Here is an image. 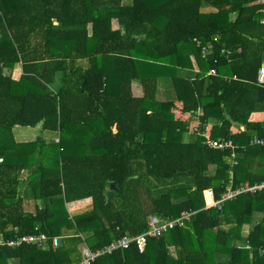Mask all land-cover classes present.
Here are the masks:
<instances>
[{"label": "trees", "instance_id": "obj_1", "mask_svg": "<svg viewBox=\"0 0 264 264\" xmlns=\"http://www.w3.org/2000/svg\"><path fill=\"white\" fill-rule=\"evenodd\" d=\"M256 1L0 0V134L11 138L23 125L41 131L33 141L12 138L14 146L0 141V233L13 238L37 224L48 236L45 248L0 244V264H77L81 243L100 249L145 232L150 215L183 212L191 213L184 226L149 237L142 252L131 244L91 264H264V190L239 193L219 210L204 209L202 195L211 188L219 199L229 183L264 180V147H239L230 179L229 148L209 147L195 133L185 141L190 121L174 116L175 108L200 109L202 131L204 110L220 106L212 138L264 136V121L249 120L264 111L256 81L264 12ZM194 36L213 45L208 59L198 56ZM191 52L201 71L189 79L177 68L191 67ZM210 68L218 74L205 75ZM161 76L174 98H156ZM233 125L244 126L239 137L230 135ZM45 130L54 136L44 139ZM112 181L117 189L107 199ZM85 197L91 209L70 216L65 202ZM68 231L53 247L52 237Z\"/></svg>", "mask_w": 264, "mask_h": 264}, {"label": "built area", "instance_id": "obj_2", "mask_svg": "<svg viewBox=\"0 0 264 264\" xmlns=\"http://www.w3.org/2000/svg\"><path fill=\"white\" fill-rule=\"evenodd\" d=\"M256 2L259 5H261L260 11L264 12V0H257ZM260 22L264 23V15L260 19ZM239 49L240 48H238V50ZM215 73H216L215 69H211L209 72H207V74H215ZM256 81L258 84L264 85V52L261 57V64L257 70ZM196 126L197 125L191 126L190 131L192 133L202 135V133L199 131V129ZM239 128L243 129V126ZM203 142L207 144L209 147H215V148L233 147L230 140L211 139L209 137H206V139ZM251 142L254 144H259L264 146V138L254 137ZM227 161L228 163L235 164L236 161L234 158V154H232L231 157L228 156ZM231 171L232 169L229 170L230 179H231ZM260 190H264V181H260L253 184H244L235 189H233L231 187V184L229 183L228 186H226L225 191L221 194L220 198L215 199L212 189L208 188L202 191L203 201H204L203 208L204 209L216 208L219 210L226 199H231L235 197L237 194L242 192L253 193ZM190 214H191L190 212H183L172 219H164V218H160L157 215H150L148 217V228L145 232L140 233L138 235H124L119 239L111 241L109 244H107L106 246L100 249L91 250L88 247H86L85 249L82 250L80 264H91V262H93L97 257L101 255L109 254L113 250H116L118 248H122V249L129 248L131 244L135 245L139 252H142L146 246L149 237L160 236L163 233H165L168 229L184 226L186 223V219L190 216ZM35 230L38 231V229ZM46 241H47L46 235L40 233L39 231L31 234L17 235L15 238H11V239H3L0 236V244L6 245L8 247H18L23 243H32L42 246ZM260 250L261 253L264 254V249H260Z\"/></svg>", "mask_w": 264, "mask_h": 264}, {"label": "crops", "instance_id": "obj_3", "mask_svg": "<svg viewBox=\"0 0 264 264\" xmlns=\"http://www.w3.org/2000/svg\"><path fill=\"white\" fill-rule=\"evenodd\" d=\"M255 4H257V2H255ZM229 7V6H228ZM200 10H201V12L202 13H213V12H215L216 11V8L215 7H212V6H203V7H201L200 8ZM234 14H235V12H230L229 13V17L230 18H233L234 17ZM217 40V36H213L212 37V42H214V41H216L215 39ZM191 40H192V42L194 43V45L197 47V48H199V55L198 56H201V58H203V59H208V57L210 56V55H212V53L214 52V48H213V45L209 42V43H203L198 37H196V36H194V37H192L191 38ZM203 48H204V50H203ZM238 48H240V47H238ZM238 48L236 49V52H240L241 50L239 49L238 50ZM221 52L222 53H226V55L229 57V55H231L232 54V52L230 51V50H226V49H222L221 50ZM195 52H191V53H189V58H190V64H191V67L190 68H181V67H178L177 68V73L178 74H180V75H182V76H186L187 78H189V79H192V78H194L195 76H194V73H195V71H197V73H200V72H198V71H201L200 70V68H199V65H198V63H197V55H195L194 54ZM262 57V56H261ZM229 60H230V58H228ZM260 64H261V62H260ZM15 68V67H14ZM17 68H18V71H19V75L17 76V77H14V75H15V73H14V75H12V77L13 78H15V79H17L19 76H20V74H21V66L20 65H17ZM211 69H215V68H210V69H208L207 71H206V74L205 75H217L218 73H217V71H216V73L215 74H207V72H209ZM14 70H16V69H14ZM16 72H17V70H16ZM257 75V74H256ZM223 76V79H225V80H227V81H229V79L230 78H232V79H236L237 78V76L236 75H231V77H230V75H228V74H223L222 75ZM159 82H161V81H159ZM158 85H159V83H157V91L159 92V90H160V87H158ZM260 85V84H259ZM134 92L136 93V94H138V93H140V90L139 89H134ZM171 95H172V98H173V91H171ZM176 110H175V116L177 117V118H179L180 120H184L183 119V117L184 118H187V120H189L190 121V125L188 126V133H187V131H185V133L182 135V139H184L185 141H187L189 138H191L193 135H194V133H192L191 131H190V127L191 126H195V125H197L196 127L197 128H199V131L202 133V135H200V136H202L203 137V139L205 140L206 139V137H209V138H211V139H221V137H216V138H212L211 137V131H212V127H213V125H214V123L216 122V120L217 119H220V117H221V115H222V111H221V108H220V106H212V107H208V108H206L205 110H204V114H206L207 115V118H208V122H206V124L204 125V129L201 131L200 130V127H199V121H198V119L196 118V116L197 115H199V114H201V110L199 109V110H197L196 111V113H195V115H190V113H186V112H182L181 110H179V109H177V108H175ZM249 120H251V121H264V111H259V112H252L251 113V115H250V117H249ZM184 121H186V120H184ZM219 123H220V121H219ZM242 125H240V126H235V125H233L232 127H231V132H230V135H232V136H235V138L236 137H239L242 133H243V131H244V126H243V129H240L239 127H241ZM37 127L38 128H40V125H37ZM115 128V127H114ZM46 132H45V134H53V136H54V133H52V132H50V131H48V130H45ZM43 133V132H42ZM196 134V133H195ZM52 136V137H53ZM254 137H259V138H264V136H259V135H256V134H254V135H252L251 134V136H250V138L248 139V142H247V144H246V142H243V140H241L239 143H235V142H233V140L231 139V138H229V139H227V140H230L231 141V143H232V146L233 147H231V148H229V150H230V153H229V156L231 157L232 156V154H234V158L235 157H237L238 158V156H240V154H241V150H243L245 147H246V145H252V146H260V147H264L263 145H259V144H254V143H252L251 141L253 140V138ZM203 140V141H204ZM221 140H224V139H221ZM241 148V150L240 151H238V148ZM243 155V154H242ZM243 157H244V155H243ZM235 161H236V158H235ZM228 163V162H227ZM237 163V162H236ZM236 163L235 164H231V163H228L229 164V170L230 169H233V166H235L236 165ZM252 163H254V164H258L259 162L257 161V159H255ZM262 168H264V166H262ZM25 175V171H22V174H21V176H24ZM262 181H264V180H262ZM112 182H114V181H112ZM255 183H257V182H255ZM244 184H250L249 182H247V181H244L243 183H241L239 186H241V185H244ZM110 185V184H109ZM109 189V186H108V188H107V190ZM208 189V188H207ZM106 190V191H107ZM106 191H105V194H106ZM213 191V190H212ZM203 193V192H202ZM214 194V193H213ZM25 198V197H24ZM108 199V198H107ZM23 203H24V206H25V203H26V200H23ZM33 203L32 202H29V205L27 206V207H25V208H23L24 210L25 209H31L32 208V205ZM91 207H92V199H91V197H85V198H81V199H77V200H73V201H69V202H65V208H66V210H67V212H69V215L70 216H73V215H77L78 213H82V212H85V211H87V210H89V209H91ZM35 227H37V228H35ZM35 227L33 228V231L32 232H29V233H23V234H31V233H36V232H40V233H43V234H45L46 235V237H47V241L44 243V245H42V246H39V245H37V244H32V243H23V244H21V245H24V244H26V245H35V246H37V247H41V248H45V247H47V244H48V236H47V234L45 233V231L43 230V229H41L40 228V226L39 225H35ZM11 229H13V231H15V232H17V227H11ZM35 229H38V231L37 230H35ZM248 227L246 226V225H244L243 227H242V233H244V234H247L248 233ZM72 231H68V232H63V233H61V234H58V232L55 234V236H53L52 237V246L53 247H60L61 245H62V243H61V245L59 246L58 244H59V242H58V240L59 239H61V241H62V237H64V236H68V235H70V233H71ZM23 234H18V235H23ZM0 236L3 238V239H11V238H5L4 237V235L2 234V233H0ZM13 238H15V237H13ZM208 238V237H207ZM208 242H209V238H208ZM21 245H19V246H21ZM6 246V245H5ZM18 246V247H19ZM85 246L86 247H88L87 245H86V243H85ZM11 248H15V247H11ZM89 248V247H88ZM90 249V248H89ZM171 250H172V247H171ZM81 253V252H80ZM74 257V256H73ZM75 258V257H74ZM73 258V259H74ZM80 262H81V259L79 260V262L77 263V264H80ZM14 264H16V262H14Z\"/></svg>", "mask_w": 264, "mask_h": 264}, {"label": "rangeland", "instance_id": "obj_4", "mask_svg": "<svg viewBox=\"0 0 264 264\" xmlns=\"http://www.w3.org/2000/svg\"><path fill=\"white\" fill-rule=\"evenodd\" d=\"M80 61L82 63H84L86 60L85 59H80ZM16 69V70H14ZM15 73V75H14ZM11 75H14V77H17L19 75V71H18V68H17V65L15 66V68L12 69L11 71ZM161 81V82H159ZM157 83H159L158 87H160V90L159 92L156 91V98L157 99H164V98H172V95H171V86H170V82L167 78H164V77H159L158 78V81ZM174 98V97H173ZM175 116V114H174ZM184 120L187 121V118H184ZM40 129L37 127V126H14L13 129H12V133H11V138L8 137L7 134H5V137L4 139H2V137L4 136L3 134H0V141L1 142H8L9 146H14L12 145L11 143V139L13 138V140H16L15 142H27V141H33L36 139V137L40 134ZM46 131H43L42 133V136L44 139H47L49 140L53 134H45ZM34 167H32L31 169H33ZM210 170L211 172L213 171V167H210ZM230 225V224H228ZM247 226V225H246ZM248 227V226H247ZM86 246H85V243H81L79 245V249H80V252L82 254V250L85 249ZM226 251H224L225 253ZM221 257L219 258V260H225L227 257L224 256L223 254L220 255ZM216 259L213 260L212 263L215 262Z\"/></svg>", "mask_w": 264, "mask_h": 264}, {"label": "water", "instance_id": "obj_5", "mask_svg": "<svg viewBox=\"0 0 264 264\" xmlns=\"http://www.w3.org/2000/svg\"><path fill=\"white\" fill-rule=\"evenodd\" d=\"M116 189H117V188H116V186H115V182H111L110 185H109V189L106 191V197H107L108 199H110V198L113 196V193H114V191H115ZM58 242H59L58 245L60 246L61 243H62L61 239H59ZM72 258H74V257H72Z\"/></svg>", "mask_w": 264, "mask_h": 264}]
</instances>
